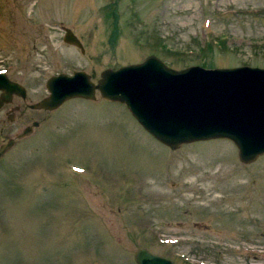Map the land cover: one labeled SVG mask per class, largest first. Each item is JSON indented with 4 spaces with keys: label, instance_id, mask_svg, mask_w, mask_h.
<instances>
[{
    "label": "rangeland",
    "instance_id": "obj_1",
    "mask_svg": "<svg viewBox=\"0 0 264 264\" xmlns=\"http://www.w3.org/2000/svg\"><path fill=\"white\" fill-rule=\"evenodd\" d=\"M152 54L175 69L264 68V0H0V71L28 91L0 110V145L40 122L0 160V264H137L141 247L264 264V155L245 164L229 139L172 150L121 102L28 107L53 75L97 81Z\"/></svg>",
    "mask_w": 264,
    "mask_h": 264
},
{
    "label": "water",
    "instance_id": "obj_2",
    "mask_svg": "<svg viewBox=\"0 0 264 264\" xmlns=\"http://www.w3.org/2000/svg\"><path fill=\"white\" fill-rule=\"evenodd\" d=\"M64 41L84 45L70 28ZM49 95L30 105L33 109L55 110L72 98L105 99L127 105L135 118L156 139L173 150L197 141L226 138L234 142L245 164L264 155V68L249 65L206 68L191 65L170 67L156 55L139 63L106 68L97 82L83 70L60 73L47 80ZM14 95L27 97V89L6 73H0V109ZM14 121V116L9 117ZM33 122L16 138L0 145L1 157L17 139L28 136ZM137 264H176L171 259L141 247Z\"/></svg>",
    "mask_w": 264,
    "mask_h": 264
},
{
    "label": "flooded vegetation",
    "instance_id": "obj_3",
    "mask_svg": "<svg viewBox=\"0 0 264 264\" xmlns=\"http://www.w3.org/2000/svg\"><path fill=\"white\" fill-rule=\"evenodd\" d=\"M80 48V47H79ZM81 51H82V48H81ZM82 52H85V47H84V51H82ZM15 97H17V98H22V97H20V96H15ZM14 97V98H15ZM22 100L23 101H25V99H23L22 98ZM13 101H14V99H13ZM6 105H9V104H6ZM5 105V106H6ZM4 106V107H5ZM3 107V108H4ZM28 107H29V105H28ZM22 109V107L21 106H19V105H16V106H12L11 108H10V110H9V113H10V115H13L14 116V114L16 113V112H18V111H20Z\"/></svg>",
    "mask_w": 264,
    "mask_h": 264
},
{
    "label": "trees",
    "instance_id": "obj_4",
    "mask_svg": "<svg viewBox=\"0 0 264 264\" xmlns=\"http://www.w3.org/2000/svg\"><path fill=\"white\" fill-rule=\"evenodd\" d=\"M117 33H118L117 20H115V22H114V31H113L114 38L117 36Z\"/></svg>",
    "mask_w": 264,
    "mask_h": 264
}]
</instances>
